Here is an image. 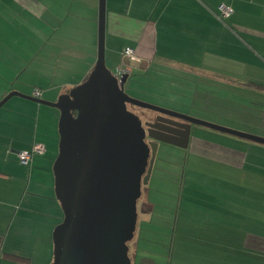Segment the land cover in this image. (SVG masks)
Returning <instances> with one entry per match:
<instances>
[{
  "label": "crops",
  "instance_id": "obj_1",
  "mask_svg": "<svg viewBox=\"0 0 264 264\" xmlns=\"http://www.w3.org/2000/svg\"><path fill=\"white\" fill-rule=\"evenodd\" d=\"M104 3L110 70L116 73L124 63L129 76L139 68L155 77L174 69L186 77L183 82L189 80L193 96L165 107L191 115L196 108L207 110V100L229 103V111L215 112L209 121L264 136V0ZM221 3L232 8L227 18L220 17ZM99 6L100 0H0V101L11 92L34 97L38 89L36 98L56 102L82 83L97 60ZM128 46L135 50L133 61L122 56ZM200 78L230 94L202 93L196 86ZM231 91L251 96L252 105L234 102ZM225 116L228 122H219ZM59 118L57 108L20 96L0 107V264L52 262L53 229L63 219L53 171ZM201 131L192 125L188 147L181 149L193 156L194 168L204 161L210 169L184 171L182 187L188 178L192 197L182 194L167 214L166 205L157 211L147 198L137 205L132 264L142 226L154 218L170 230V264H264V144L208 127ZM37 142L45 145L44 154L21 163L18 153ZM179 224L180 240L173 233Z\"/></svg>",
  "mask_w": 264,
  "mask_h": 264
},
{
  "label": "water",
  "instance_id": "obj_2",
  "mask_svg": "<svg viewBox=\"0 0 264 264\" xmlns=\"http://www.w3.org/2000/svg\"><path fill=\"white\" fill-rule=\"evenodd\" d=\"M128 77L124 73L117 78L106 65L105 3L100 0L97 60L87 78L56 102L19 92L0 101L1 107L10 97L20 96L60 111L53 171L63 219L53 229L50 264H132L128 242L135 232L138 199L150 179L158 142L187 148L195 124L264 144V136L135 99L124 90ZM128 104L159 116L143 122ZM164 124L182 130V135L163 129ZM151 129L161 136L151 134ZM146 135L154 141L147 142Z\"/></svg>",
  "mask_w": 264,
  "mask_h": 264
},
{
  "label": "rangeland",
  "instance_id": "obj_3",
  "mask_svg": "<svg viewBox=\"0 0 264 264\" xmlns=\"http://www.w3.org/2000/svg\"><path fill=\"white\" fill-rule=\"evenodd\" d=\"M111 71L115 73L114 67H111ZM154 71L156 73L155 69ZM147 76L149 78H147ZM163 76L154 77L153 75L151 76L143 73L142 70L139 68L131 69V74L125 83L124 90L128 95H130L135 99L164 108H168L165 106H176L177 104L173 105L170 103L173 100H178V99L182 100L183 98L187 99L189 96L191 97L193 96L191 95L192 86L188 85L189 80L183 82V80L186 79V77H184L183 75L182 76L179 75L178 72H176V70L166 69L165 74H163ZM200 80L201 81L198 82L196 86H198L199 90L202 93L203 92L207 93L210 90L211 93L213 94L216 93L217 96H221V97L230 94V90L223 89L222 87H220L219 84H215L213 82L212 83L204 82L206 80L205 78H200ZM204 88L207 90H203ZM231 93L238 97L241 96L240 93L236 91H231ZM236 96L233 97L234 102H238L240 104H247V105L248 102L250 103L249 99L251 98V96H246L245 98H241V97L238 98ZM189 100H192V98L189 97ZM207 102L209 104L206 106L207 110L202 111L196 108L191 112L189 110L186 111H189L191 113V116L195 118H199L210 122L209 120L215 119L214 117L215 112L222 113L223 115L224 110L228 109L229 111L230 109L229 107L231 106V104L229 103L221 105L220 101H218V106H215L213 105L214 99L207 100ZM250 105H252V103H250ZM233 107H234L233 111L236 112L235 110L236 108L234 105ZM127 108L130 111L137 114L144 121L149 120V118H154L156 116L155 111L151 109L135 106L133 104H128ZM235 117L239 119L241 117H246V115L241 116L240 114H237L235 115ZM219 122L221 123L228 122V117L225 116L221 118ZM193 129H195V131H198L197 133L199 134H202L201 130L207 131V127L201 125H195V124L193 125ZM207 133L208 132L204 131V134L208 138L210 137V135ZM183 150L181 148L165 143L158 144L150 179L146 185H142L141 196L138 199V203H137L138 206L144 199L147 198L149 201L156 203L157 211L164 209V208L161 209V206L166 205L164 210H166L165 214H167L168 212H170L171 209H175V207L178 206V201H179L178 198L181 197L182 194L185 197H192L190 192L187 190V187L190 184L188 178H186L187 179L186 184L182 187L183 185L182 174L187 169H195L194 170L195 172H197L198 170H208L207 168L210 169L209 167L210 163L204 161L201 162L197 161V163L199 164L196 165L197 168H194L193 165H195L194 164L195 160L193 159V156H191L190 158L189 156L187 157V153L183 152ZM191 202L192 201H190V203ZM137 211L139 213L138 216L141 215L139 212L140 210L137 209ZM159 214L161 213L159 212L158 215ZM189 217H190L189 219L192 220L193 215H189ZM138 221L140 222L139 219ZM169 231L170 230L167 229L166 226L162 225V223L157 221V219L155 218L150 223L143 224L142 232L140 235V241L137 245V249H138L137 264H170L169 263L170 253L169 251H167L168 248L167 245H169L170 243V239L167 233ZM173 233L176 237L175 239H179V240L181 239L182 228L180 224H179V228L176 226L175 232ZM132 247H133V242L131 240L128 242L129 256L132 255ZM174 247L178 248L176 244H174ZM146 259L150 263H147ZM33 264H42V261L36 260L34 261ZM172 264H176L174 260L172 261Z\"/></svg>",
  "mask_w": 264,
  "mask_h": 264
},
{
  "label": "built area",
  "instance_id": "obj_4",
  "mask_svg": "<svg viewBox=\"0 0 264 264\" xmlns=\"http://www.w3.org/2000/svg\"><path fill=\"white\" fill-rule=\"evenodd\" d=\"M219 12H220L221 18H227L232 14V8L225 3H221L219 5ZM122 56L125 57L126 59H128L129 61H133L134 59H136V54H135L134 48H132L130 46L125 47L123 49ZM124 73H129V69L123 63V65L119 68V70L114 74L117 76V78H120ZM39 94H40V91L38 89H35L33 91L34 97H38ZM45 150H46L45 145L43 143L37 142L33 145L31 150L20 151L18 153V159L21 163L27 164L33 155L44 154Z\"/></svg>",
  "mask_w": 264,
  "mask_h": 264
},
{
  "label": "flooded vegetation",
  "instance_id": "obj_5",
  "mask_svg": "<svg viewBox=\"0 0 264 264\" xmlns=\"http://www.w3.org/2000/svg\"><path fill=\"white\" fill-rule=\"evenodd\" d=\"M157 116H159V113L156 112V116H155L154 118H149V120H146V121H154L155 118H156ZM163 117L169 118L167 115H163ZM175 120H177V121H183V120L178 119V118H175ZM142 121L145 122L144 120H142ZM169 125H171V124H169ZM169 125H168V124H164V125H162V127H163V129H165V130H171V131H173V132H178L179 134L182 135V133H183L182 130H178V129H176V128L172 127V126H169ZM145 129H148V127L145 126ZM150 133L153 134V135H156V136H161V134H162L161 132H159V131H157V130H154V129H151V130H150ZM146 141H147V142H152V141H154V140H153L152 138H149V137L146 135ZM158 143L160 144V143H162V142H158Z\"/></svg>",
  "mask_w": 264,
  "mask_h": 264
},
{
  "label": "trees",
  "instance_id": "obj_6",
  "mask_svg": "<svg viewBox=\"0 0 264 264\" xmlns=\"http://www.w3.org/2000/svg\"><path fill=\"white\" fill-rule=\"evenodd\" d=\"M1 244H2V237L0 236V248H1Z\"/></svg>",
  "mask_w": 264,
  "mask_h": 264
}]
</instances>
